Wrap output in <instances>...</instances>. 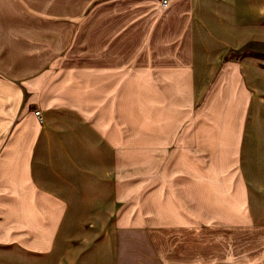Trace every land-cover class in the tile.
<instances>
[{"label":"crops","instance_id":"crops-1","mask_svg":"<svg viewBox=\"0 0 264 264\" xmlns=\"http://www.w3.org/2000/svg\"><path fill=\"white\" fill-rule=\"evenodd\" d=\"M55 2L0 13V264H264V0ZM140 101L150 153L231 141L237 220L201 237L178 204L160 249L122 225L115 138Z\"/></svg>","mask_w":264,"mask_h":264},{"label":"rangeland","instance_id":"rangeland-1","mask_svg":"<svg viewBox=\"0 0 264 264\" xmlns=\"http://www.w3.org/2000/svg\"><path fill=\"white\" fill-rule=\"evenodd\" d=\"M12 1L0 0V13L62 15L63 5L54 4L56 0H23V5H12ZM55 41L58 44L62 39ZM134 104L135 110L131 106L129 110V104L121 102L120 133L115 138L117 206L122 225L149 227L160 249L165 239L174 244L176 222L186 219L178 204L199 220L201 237L208 235L214 222L237 220L229 214L230 207L238 211L241 191L228 150L231 141L209 146L206 138H200L201 150L195 151L176 149L170 142L167 148L150 153L144 149L143 103ZM214 146L216 158L207 150Z\"/></svg>","mask_w":264,"mask_h":264},{"label":"built area","instance_id":"built-area-1","mask_svg":"<svg viewBox=\"0 0 264 264\" xmlns=\"http://www.w3.org/2000/svg\"><path fill=\"white\" fill-rule=\"evenodd\" d=\"M170 2H171V0H159L160 6H161L162 8L167 7V6L170 4ZM34 115H35V117H36L37 119L40 120V112H39V111H35V112H34Z\"/></svg>","mask_w":264,"mask_h":264}]
</instances>
